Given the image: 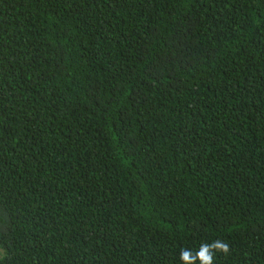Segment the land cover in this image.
<instances>
[{
	"label": "trees",
	"instance_id": "1",
	"mask_svg": "<svg viewBox=\"0 0 264 264\" xmlns=\"http://www.w3.org/2000/svg\"><path fill=\"white\" fill-rule=\"evenodd\" d=\"M216 239L264 264V0H0V264Z\"/></svg>",
	"mask_w": 264,
	"mask_h": 264
},
{
	"label": "clouds",
	"instance_id": "2",
	"mask_svg": "<svg viewBox=\"0 0 264 264\" xmlns=\"http://www.w3.org/2000/svg\"><path fill=\"white\" fill-rule=\"evenodd\" d=\"M230 246L226 241L216 239L211 243H203L199 249L193 253L189 249H182L179 260L181 264H214L215 257L219 255H228Z\"/></svg>",
	"mask_w": 264,
	"mask_h": 264
}]
</instances>
